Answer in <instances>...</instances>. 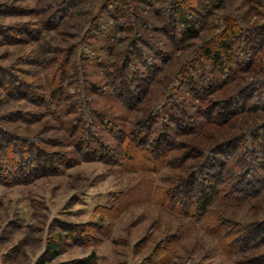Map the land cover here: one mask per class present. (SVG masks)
Wrapping results in <instances>:
<instances>
[{
    "label": "rangeland",
    "instance_id": "obj_1",
    "mask_svg": "<svg viewBox=\"0 0 264 264\" xmlns=\"http://www.w3.org/2000/svg\"><path fill=\"white\" fill-rule=\"evenodd\" d=\"M106 1L88 0L63 24L45 29L51 14L49 5L54 0H0L1 73L33 81L40 92L45 91L41 87L47 84L51 69L45 66L48 58L42 57L41 65V54H46L43 52L51 46L68 48L77 42V35L86 39L87 21ZM212 3L214 7L200 38L212 40L217 33L220 42L232 44L234 59L247 63L245 72H238L241 68L237 66L232 69V84L225 92L246 85L254 88L253 97L264 99V43L257 45L263 46L259 52L242 56L247 42L257 40L252 31L264 29V0ZM146 20L155 27L160 25V20L156 22L151 14ZM142 26L144 29L145 25ZM142 26L141 34L163 45L170 54V64L162 69L163 80L152 90L153 96L144 108L134 111L116 101L104 87L95 60H82L79 64L87 78L84 80L101 87V92L85 91L79 105L72 108L75 115L60 116L46 104L17 101L0 89V125L12 136L1 155L14 158V149L28 150V139L37 141L52 154H59L53 158L58 164L53 174L50 169L40 171L36 177L20 183L10 177L7 183L0 179V264H264V239L250 241L254 235L249 233L254 225H264V190L249 198L240 197L238 192L222 193L216 196L208 214L198 217L193 209L182 207L183 196L178 194L182 189L179 179L191 171V164H196L190 160L193 152L180 149L170 157L156 158L149 152L135 150L132 144L119 142V136L131 133L144 111L158 103L173 72L190 56L193 45L201 42L192 40L188 46L174 43L161 32H143ZM233 27L234 35L230 32ZM16 28L18 32L24 28L27 36L20 34L16 41L4 36ZM91 43L96 55L106 58L101 52L105 45L102 36ZM29 58L34 60V66L28 64ZM25 71L33 74L32 80ZM85 81L81 85L84 89L88 87ZM67 88L77 99L78 87L68 83ZM228 96L222 98V105ZM220 97L221 91L210 101ZM83 112L94 114L93 119L99 117L93 133H98L96 139L103 138L111 152L98 153L97 143L95 151L86 148L87 141L93 142L73 131V122L76 124ZM13 113L34 115V125ZM248 124L240 117L226 127L210 124L200 134L182 140L181 146L214 147ZM0 142L3 144V137ZM80 143L83 148L76 149ZM124 151L133 155L130 160H123Z\"/></svg>",
    "mask_w": 264,
    "mask_h": 264
},
{
    "label": "trees",
    "instance_id": "obj_2",
    "mask_svg": "<svg viewBox=\"0 0 264 264\" xmlns=\"http://www.w3.org/2000/svg\"><path fill=\"white\" fill-rule=\"evenodd\" d=\"M87 1L54 0L49 5L51 14L47 17L45 21L47 26L44 24V28H57L65 19L74 16L72 15L74 10ZM212 1L107 0L99 12L87 21L86 39H80L81 37L77 35L75 36L77 42L68 45V48L51 46L50 50L43 52L46 54H41V65L42 57L48 58L49 60H44V63L46 61L45 66L51 69V73L47 75V84L41 87L42 91L45 88L44 94L33 81L19 79L18 76L9 73L2 74L1 71L0 89L5 91L7 97L17 101L46 104L60 116L75 115L77 112L72 108L79 105L85 91H88V94L101 92V87L85 81L87 78L81 71L82 65L79 64L82 60L87 62L95 60L100 66L104 87L111 96L127 109L136 111L150 102L152 90L163 80L162 69L170 64V54L164 50V46L146 39L145 35L141 34V26L145 25L144 29L142 26L143 32L151 31L155 34L161 32L174 43L188 46L192 40L201 41L196 46L193 45L190 56L177 71L173 72L165 91L157 99L158 103L144 111L143 118L133 124L131 133L121 134L118 140L132 144L135 150L149 152L156 158L170 157L169 155L180 149L193 152L190 160L196 161V164H191L189 167L191 171L179 179L182 189L178 194L183 196V201L180 200L183 202L182 207L189 211L193 209L198 217L208 214L216 196L222 193L238 192L240 197L249 198L264 190V99L253 97L254 88L246 85H242L240 90L238 86L235 90L225 92L232 84V69L237 66L241 68L238 72H245L247 63L243 62V59H234L230 51L232 44L230 41L220 42V35L217 36V33L212 40L204 41L200 38L210 9L214 7ZM159 2L161 6L157 7ZM148 14L156 18V22L160 20V25L155 27L148 23L146 20ZM234 28L236 27L230 31L232 35L236 34ZM18 30L16 28L14 32L9 31L4 36L13 38L11 41L19 40L20 34L27 36L24 28L20 32ZM126 34L128 36L125 37ZM251 35L258 36L257 40L249 41L250 45L249 42L248 45L246 43L247 51L242 53V56L253 51L259 52L263 47L257 46L264 43L263 27L261 30L255 28ZM99 36L105 41L101 52L106 58L96 55V50L92 49L91 42H96ZM254 46L255 48H251ZM29 59L31 62L28 64L34 66V60ZM24 73L30 77L33 75L30 71ZM83 81L88 85L86 89L81 87ZM68 83L78 87L77 99L67 88ZM220 91L221 97L218 102L216 100L211 102V98L219 96ZM226 96L228 97L225 104L222 105L224 101L222 98ZM191 101L193 103L188 105ZM15 114L22 116L29 125H34V115L30 113L12 115ZM85 114L83 112L80 114L82 118H77L76 121L74 119L76 124L73 122V131L80 133V138L87 137L93 142L87 141L86 148L95 151L97 143L98 153L101 150L111 152L112 149L105 144L103 138L96 139L98 133H93L96 127L95 120L99 117L93 119L94 114L91 112ZM26 117L30 118L25 119ZM239 117L249 123L246 128L232 136L229 135L216 146L206 148L187 144L181 146L182 140L200 134L208 125L226 127ZM102 122L106 123V120ZM2 137L0 152L6 151L7 144L11 142L9 138L12 137L11 133L8 134L0 125V138ZM252 139H257V142H253ZM26 141L30 145L28 150L14 149V158L0 153L1 181L3 179L7 183L6 179L10 177L20 183L31 179L30 177H36L40 171L50 169L51 174L57 171V160L53 158L58 156V153L48 152L33 139ZM54 145L61 146L60 143ZM75 147L83 148L81 143ZM121 154L123 160L126 158L130 160L133 156L125 151ZM167 164L169 165V162ZM249 233L254 235L250 241L256 238L264 239V225H254Z\"/></svg>",
    "mask_w": 264,
    "mask_h": 264
}]
</instances>
